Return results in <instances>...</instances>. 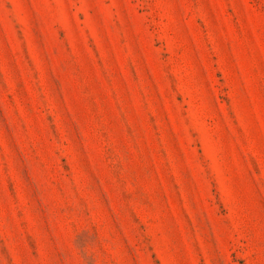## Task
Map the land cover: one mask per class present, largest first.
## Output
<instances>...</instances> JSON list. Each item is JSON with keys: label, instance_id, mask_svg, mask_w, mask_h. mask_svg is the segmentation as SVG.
<instances>
[{"label": "rangeland", "instance_id": "374dc122", "mask_svg": "<svg viewBox=\"0 0 264 264\" xmlns=\"http://www.w3.org/2000/svg\"><path fill=\"white\" fill-rule=\"evenodd\" d=\"M0 264H264V0H0Z\"/></svg>", "mask_w": 264, "mask_h": 264}]
</instances>
